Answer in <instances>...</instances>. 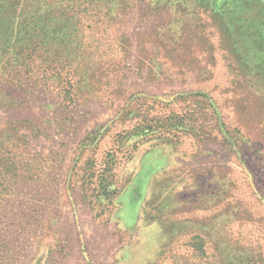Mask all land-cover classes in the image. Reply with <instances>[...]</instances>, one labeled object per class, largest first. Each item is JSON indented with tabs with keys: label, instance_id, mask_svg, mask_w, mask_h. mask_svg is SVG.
Listing matches in <instances>:
<instances>
[{
	"label": "rangeland",
	"instance_id": "obj_1",
	"mask_svg": "<svg viewBox=\"0 0 264 264\" xmlns=\"http://www.w3.org/2000/svg\"><path fill=\"white\" fill-rule=\"evenodd\" d=\"M46 1L0 264H264V0Z\"/></svg>",
	"mask_w": 264,
	"mask_h": 264
},
{
	"label": "trees",
	"instance_id": "obj_2",
	"mask_svg": "<svg viewBox=\"0 0 264 264\" xmlns=\"http://www.w3.org/2000/svg\"><path fill=\"white\" fill-rule=\"evenodd\" d=\"M40 6L44 8L42 13H46V16L54 20H58L59 16L53 15L50 7L55 6V12L58 15H62L64 9V6H60L59 3L53 5L46 0H0V79L4 78L8 83H11L10 88L14 87V81L9 79L10 74L19 70L21 66L29 67V62L33 61L36 50H41L44 45L39 40L41 18H43ZM214 12L216 17L223 20L222 26H224L225 33L234 29V26L231 25V21L234 20L233 16H225L227 9L217 8ZM5 97L0 96V108H9L17 102L13 99H4ZM170 121L173 122L174 119ZM2 129L0 131V140L2 141L0 143V162H2V167L6 168L8 162L15 157H10L13 155L11 150L16 151L18 148L15 146V142H19L21 138H15L17 134L15 128L6 130L8 128L4 127ZM9 138L10 143L7 142ZM7 169L10 168L7 167Z\"/></svg>",
	"mask_w": 264,
	"mask_h": 264
}]
</instances>
